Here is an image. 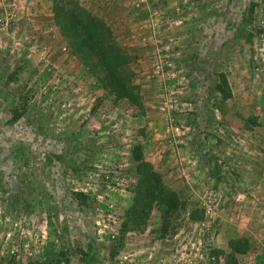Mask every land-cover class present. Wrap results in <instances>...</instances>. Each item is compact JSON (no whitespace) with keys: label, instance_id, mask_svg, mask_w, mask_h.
<instances>
[{"label":"rangeland","instance_id":"374dc122","mask_svg":"<svg viewBox=\"0 0 264 264\" xmlns=\"http://www.w3.org/2000/svg\"><path fill=\"white\" fill-rule=\"evenodd\" d=\"M73 1L83 50L55 0H0V264H224L211 253L242 239L238 263L264 264V0ZM88 16L136 101L91 63ZM138 147L199 221L157 204L122 231Z\"/></svg>","mask_w":264,"mask_h":264},{"label":"trees","instance_id":"16d2710c","mask_svg":"<svg viewBox=\"0 0 264 264\" xmlns=\"http://www.w3.org/2000/svg\"><path fill=\"white\" fill-rule=\"evenodd\" d=\"M70 4H74V1L55 0L53 10L58 23L63 27V30L70 35L73 45L79 46V49L83 50L78 41V33L75 32V29L70 28L67 20V16L70 15L73 17L74 21L80 23V12L82 8L76 5L70 10ZM85 14L90 15L87 12H85ZM86 21L89 25H93L90 39L93 44L95 43V62L90 55V49L84 51L86 57H89V59L93 61L91 63L95 69L99 71L101 76L103 75L105 77L104 81L106 86L109 87L117 98L136 101L135 95L131 90V83H129L124 75V67L127 64L126 55L116 44L109 40V29L103 22L96 17L94 19L90 16H88ZM89 29L90 28L87 27V30ZM89 46H92V44ZM215 89L224 99H229L232 95L229 82L225 77L220 78V82ZM134 155V160L138 163L137 175L139 178L133 190L134 197L131 207L126 212L124 218L122 231L130 232L133 230H140L150 219L154 207L157 204L166 206L165 219H177L178 221L183 215H187L188 219L191 221H199L197 217L198 211H190L187 204L181 202L179 196L163 184L161 176L154 171L149 162L145 161L142 149L138 147ZM230 249L231 252L229 253L213 251L211 253V261L220 263L221 259H224V264H239L237 257L239 255H245L250 249V244L248 240L242 239L231 242ZM63 256L64 259H66L64 263H69V259L65 258L66 253H62V257ZM57 258L58 257L52 253L51 257L49 260L47 259L46 262H49V264H61Z\"/></svg>","mask_w":264,"mask_h":264}]
</instances>
